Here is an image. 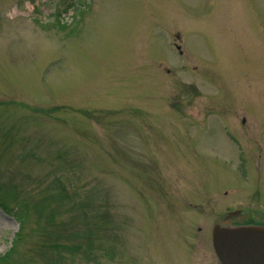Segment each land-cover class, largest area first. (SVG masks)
Returning a JSON list of instances; mask_svg holds the SVG:
<instances>
[{
  "label": "rangeland",
  "instance_id": "obj_1",
  "mask_svg": "<svg viewBox=\"0 0 264 264\" xmlns=\"http://www.w3.org/2000/svg\"><path fill=\"white\" fill-rule=\"evenodd\" d=\"M13 189L51 204L21 261L57 260L47 240L80 246L61 264H200L197 226L264 210V0H0ZM19 229L0 205V254Z\"/></svg>",
  "mask_w": 264,
  "mask_h": 264
},
{
  "label": "trees",
  "instance_id": "obj_2",
  "mask_svg": "<svg viewBox=\"0 0 264 264\" xmlns=\"http://www.w3.org/2000/svg\"><path fill=\"white\" fill-rule=\"evenodd\" d=\"M18 193L19 192L16 189L7 192L6 190H0V205L6 210H11L13 214L17 217V219L20 221V229L15 235V237L12 239L11 247L4 254H0V264H36L37 259H33L34 261H21V258L17 256L19 253L18 245L24 240L25 225L29 221L30 213L32 211H36L42 216L44 211H47L51 207V204L49 207L48 200H42L39 203L31 202L30 200L25 198L20 200L18 198ZM44 198H47V196H45ZM13 201L15 202V205L12 207L10 203ZM48 211L50 213L51 209H49ZM88 247L90 251L93 248L91 244H88ZM76 248H80V246L72 245L69 243H61L60 241L49 242L45 240L44 242L40 243L38 248V254L41 257H44L43 259L45 263H47L48 252L51 251L52 254L56 252L57 254H59L57 256V260L53 261L49 259L48 262L49 264H61L59 263V261L62 259V251L74 250Z\"/></svg>",
  "mask_w": 264,
  "mask_h": 264
},
{
  "label": "water",
  "instance_id": "obj_3",
  "mask_svg": "<svg viewBox=\"0 0 264 264\" xmlns=\"http://www.w3.org/2000/svg\"><path fill=\"white\" fill-rule=\"evenodd\" d=\"M214 246L222 264H264V230L217 226Z\"/></svg>",
  "mask_w": 264,
  "mask_h": 264
},
{
  "label": "flooded vegetation",
  "instance_id": "obj_4",
  "mask_svg": "<svg viewBox=\"0 0 264 264\" xmlns=\"http://www.w3.org/2000/svg\"><path fill=\"white\" fill-rule=\"evenodd\" d=\"M226 192V191H224ZM193 226V225H192ZM217 226H228V227H234V226H255L257 228H260L261 230H264V210H256V209H250V208H244V209H236V210H230L223 214L217 215L215 218L210 221L209 226V234H205L206 231L203 226H197L198 232L196 236L203 233L201 236H199V242H202L201 239H208L210 242L209 247H206V249H209L210 253L206 254V252L203 253V255L198 256L199 263L200 264H211V261H216L217 264H222L219 257L216 254L215 248H214V233ZM193 229H190V234L193 236ZM188 233V235H189ZM187 235V236H188ZM213 254H212V252ZM190 252V251H189ZM188 257L186 258V263L190 261V258L195 257L197 253L190 252L188 253ZM192 255V256H191ZM207 255V256H206ZM214 255V257H212ZM190 256V257H189Z\"/></svg>",
  "mask_w": 264,
  "mask_h": 264
}]
</instances>
